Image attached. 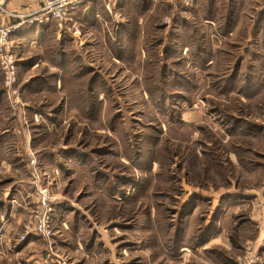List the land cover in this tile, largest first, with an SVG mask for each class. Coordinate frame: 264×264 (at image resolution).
I'll list each match as a JSON object with an SVG mask.
<instances>
[{"label":"rangeland","instance_id":"rangeland-1","mask_svg":"<svg viewBox=\"0 0 264 264\" xmlns=\"http://www.w3.org/2000/svg\"><path fill=\"white\" fill-rule=\"evenodd\" d=\"M82 5L0 69V264H264V0Z\"/></svg>","mask_w":264,"mask_h":264},{"label":"built area","instance_id":"built-area-1","mask_svg":"<svg viewBox=\"0 0 264 264\" xmlns=\"http://www.w3.org/2000/svg\"><path fill=\"white\" fill-rule=\"evenodd\" d=\"M86 0H44L40 9L31 14L13 13L14 22L0 26V69L4 75V82L11 88L17 79V62L13 53L12 36L22 26L55 24L61 31H68L77 34L79 32V21L76 15L79 8ZM6 11V10H5ZM4 12V11H3ZM52 208H47L40 216V226L46 237L51 235L49 229V216ZM22 238L21 242L25 241ZM258 258H251L250 254L240 261V264H258Z\"/></svg>","mask_w":264,"mask_h":264},{"label":"crops","instance_id":"crops-1","mask_svg":"<svg viewBox=\"0 0 264 264\" xmlns=\"http://www.w3.org/2000/svg\"><path fill=\"white\" fill-rule=\"evenodd\" d=\"M44 0H9V2L7 3L6 6V11H4L3 13L0 14V24H4V23H11L14 22L15 19L12 17L13 13H21V14H31L36 12L38 9H40V7L42 6ZM4 2V0L1 1L0 4H2ZM96 4H98V1H96ZM83 5H81V7L79 8V11L77 13V15L80 13V11L82 10ZM95 10H97L96 6L91 8V13H96ZM87 12V9H85V13ZM77 18V17H76ZM77 20L79 21V19L77 18ZM44 29L43 27H29V26H24L22 27L15 36V40L16 43L17 42H23V40H25L27 37H29V33L32 32L34 30V35L39 34L40 30ZM36 40V38H35ZM39 42V41H36ZM126 55V53H125ZM128 58L129 60H131L132 56H134V54H132L129 50L128 52ZM252 192H245V195H249ZM262 201H255L254 205L255 208L257 210V213L254 214L255 219L257 220V222H259L260 224V228H261V237L260 238H264V198H261Z\"/></svg>","mask_w":264,"mask_h":264},{"label":"water","instance_id":"water-1","mask_svg":"<svg viewBox=\"0 0 264 264\" xmlns=\"http://www.w3.org/2000/svg\"><path fill=\"white\" fill-rule=\"evenodd\" d=\"M9 2V0H4V2L2 4H0V14L6 10V6L7 3Z\"/></svg>","mask_w":264,"mask_h":264},{"label":"trees","instance_id":"trees-1","mask_svg":"<svg viewBox=\"0 0 264 264\" xmlns=\"http://www.w3.org/2000/svg\"><path fill=\"white\" fill-rule=\"evenodd\" d=\"M84 9V7L82 8V10L80 11V13L78 14V15H76V17L79 19V17H80V15L81 14H85V11L83 10ZM86 9V8H85Z\"/></svg>","mask_w":264,"mask_h":264}]
</instances>
